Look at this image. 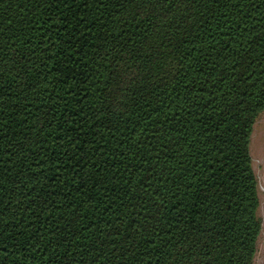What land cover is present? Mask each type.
I'll list each match as a JSON object with an SVG mask.
<instances>
[{
  "label": "trees",
  "instance_id": "obj_1",
  "mask_svg": "<svg viewBox=\"0 0 264 264\" xmlns=\"http://www.w3.org/2000/svg\"><path fill=\"white\" fill-rule=\"evenodd\" d=\"M137 7L0 0V264H255L264 0Z\"/></svg>",
  "mask_w": 264,
  "mask_h": 264
},
{
  "label": "snow or ice",
  "instance_id": "obj_2",
  "mask_svg": "<svg viewBox=\"0 0 264 264\" xmlns=\"http://www.w3.org/2000/svg\"><path fill=\"white\" fill-rule=\"evenodd\" d=\"M98 2H102V0H98ZM219 2L220 0H131L132 4L139 5L132 14L134 18L145 14L143 7L145 3L149 5V8H155L163 4L167 11L171 12L172 6L176 3H184L187 7V5L193 3L203 6V4H218ZM230 2L239 3V0H230ZM196 11L199 12V9H196ZM151 15H155V12L152 11ZM53 47H55V45H53ZM121 58H123L122 54L118 59ZM133 59H135L134 56ZM259 109H264V104H258L254 108L248 109L250 116L247 118L244 126V141L246 142L245 155L248 160V164L246 165V177L248 183L251 185V192L256 197L249 201L251 204L249 211L254 217V219L250 221L251 227L249 231L252 232L253 236L257 237V239L254 240L250 236L249 242L255 245L253 255H256L258 252V259L255 264H264V112H259V115H257ZM257 182L259 183L258 193L256 190ZM177 240H179V238H177ZM178 251L182 252L183 248H178ZM192 252H195V247L192 248ZM211 259L212 257L209 256V260Z\"/></svg>",
  "mask_w": 264,
  "mask_h": 264
},
{
  "label": "rangeland",
  "instance_id": "obj_3",
  "mask_svg": "<svg viewBox=\"0 0 264 264\" xmlns=\"http://www.w3.org/2000/svg\"><path fill=\"white\" fill-rule=\"evenodd\" d=\"M258 188H259V183H258ZM257 259H258V252H257V255H256L255 262H256Z\"/></svg>",
  "mask_w": 264,
  "mask_h": 264
}]
</instances>
